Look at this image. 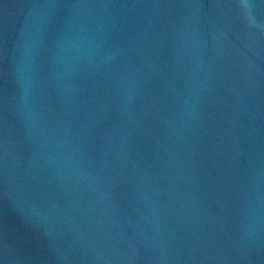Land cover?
Instances as JSON below:
<instances>
[{"label":"water","instance_id":"95a60500","mask_svg":"<svg viewBox=\"0 0 264 264\" xmlns=\"http://www.w3.org/2000/svg\"><path fill=\"white\" fill-rule=\"evenodd\" d=\"M0 264H264V0H0Z\"/></svg>","mask_w":264,"mask_h":264}]
</instances>
